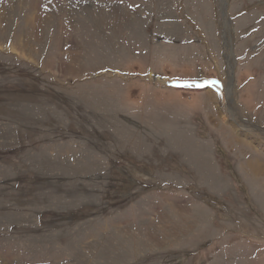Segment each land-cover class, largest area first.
Returning a JSON list of instances; mask_svg holds the SVG:
<instances>
[{"label": "rangeland", "instance_id": "374dc122", "mask_svg": "<svg viewBox=\"0 0 264 264\" xmlns=\"http://www.w3.org/2000/svg\"><path fill=\"white\" fill-rule=\"evenodd\" d=\"M0 264H264V0H0Z\"/></svg>", "mask_w": 264, "mask_h": 264}, {"label": "bare ground", "instance_id": "6f19581e", "mask_svg": "<svg viewBox=\"0 0 264 264\" xmlns=\"http://www.w3.org/2000/svg\"><path fill=\"white\" fill-rule=\"evenodd\" d=\"M225 94H226V93H225ZM225 94H224V95H225ZM222 96H223V95H222ZM224 97H225V96H224ZM235 121H236V120H235Z\"/></svg>", "mask_w": 264, "mask_h": 264}]
</instances>
